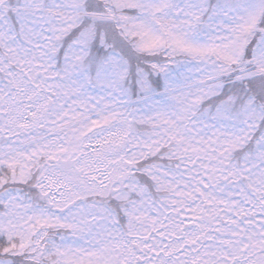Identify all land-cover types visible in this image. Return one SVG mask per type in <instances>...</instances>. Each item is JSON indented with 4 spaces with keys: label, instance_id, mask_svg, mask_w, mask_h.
I'll list each match as a JSON object with an SVG mask.
<instances>
[{
    "label": "snow or ice",
    "instance_id": "snow-or-ice-1",
    "mask_svg": "<svg viewBox=\"0 0 264 264\" xmlns=\"http://www.w3.org/2000/svg\"><path fill=\"white\" fill-rule=\"evenodd\" d=\"M0 264H264V0H0Z\"/></svg>",
    "mask_w": 264,
    "mask_h": 264
}]
</instances>
